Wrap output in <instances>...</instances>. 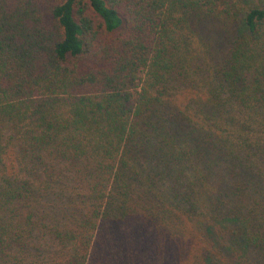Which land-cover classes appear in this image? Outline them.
<instances>
[{
    "label": "trees",
    "instance_id": "trees-1",
    "mask_svg": "<svg viewBox=\"0 0 264 264\" xmlns=\"http://www.w3.org/2000/svg\"><path fill=\"white\" fill-rule=\"evenodd\" d=\"M0 264H264V0H0Z\"/></svg>",
    "mask_w": 264,
    "mask_h": 264
}]
</instances>
